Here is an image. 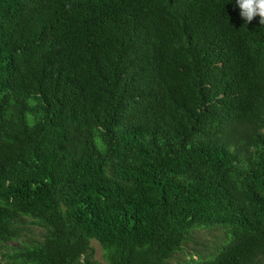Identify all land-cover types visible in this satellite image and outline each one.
Here are the masks:
<instances>
[{"label": "trees", "instance_id": "1", "mask_svg": "<svg viewBox=\"0 0 264 264\" xmlns=\"http://www.w3.org/2000/svg\"><path fill=\"white\" fill-rule=\"evenodd\" d=\"M213 228L218 252L185 264H264L259 16L0 0V264H104L93 241L108 264H168Z\"/></svg>", "mask_w": 264, "mask_h": 264}, {"label": "rangeland", "instance_id": "2", "mask_svg": "<svg viewBox=\"0 0 264 264\" xmlns=\"http://www.w3.org/2000/svg\"><path fill=\"white\" fill-rule=\"evenodd\" d=\"M27 227L29 230L26 235L32 239L39 238L44 232L43 229L33 224H28ZM225 238L223 231L219 228L196 229L187 244L183 246L181 251L176 253L168 264H185L191 258L199 259L200 257L207 260L218 252V248L225 242ZM92 246L95 248V258L104 264H108L104 259L101 245L93 241Z\"/></svg>", "mask_w": 264, "mask_h": 264}, {"label": "clouds", "instance_id": "3", "mask_svg": "<svg viewBox=\"0 0 264 264\" xmlns=\"http://www.w3.org/2000/svg\"><path fill=\"white\" fill-rule=\"evenodd\" d=\"M235 4L239 7L240 16L245 23L259 16V24L264 25V0H235Z\"/></svg>", "mask_w": 264, "mask_h": 264}]
</instances>
